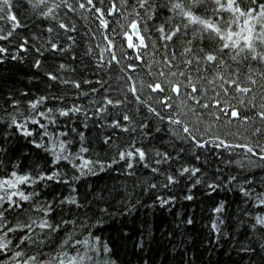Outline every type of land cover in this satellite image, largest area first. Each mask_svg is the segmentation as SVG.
Returning <instances> with one entry per match:
<instances>
[{
  "label": "snow or ice",
  "instance_id": "1",
  "mask_svg": "<svg viewBox=\"0 0 264 264\" xmlns=\"http://www.w3.org/2000/svg\"><path fill=\"white\" fill-rule=\"evenodd\" d=\"M0 264H264V0H0Z\"/></svg>",
  "mask_w": 264,
  "mask_h": 264
}]
</instances>
